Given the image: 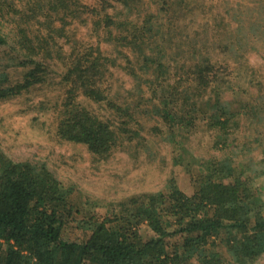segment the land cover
Returning <instances> with one entry per match:
<instances>
[{
	"label": "rangeland",
	"instance_id": "obj_1",
	"mask_svg": "<svg viewBox=\"0 0 264 264\" xmlns=\"http://www.w3.org/2000/svg\"><path fill=\"white\" fill-rule=\"evenodd\" d=\"M5 1L8 0H0V4ZM162 1L143 0L135 12L119 17L140 23L152 14L163 26L164 34L152 41L161 43L165 50L170 83L184 63L211 62L222 85L221 101L236 114L227 137L209 128L211 122L207 119L213 105H206L204 100L190 127L164 122L156 115L150 102L152 90L146 86L152 76L138 71L142 80H134L127 61H135L136 56L106 42L104 26L97 25V12L105 9L104 0H81L87 9L81 20L74 21L59 20L50 0H15L13 8L3 7L0 13V31L7 40L0 47V80L4 87L26 84L32 70L38 79L15 97L0 100V164L9 159L47 165L63 188L70 191L65 231L69 241L87 240L90 233L83 230L82 223L90 218L98 223L113 214L127 218L143 196L166 193L170 180L183 194L194 196L204 182V167L210 160L230 158L233 170L251 177L253 189L264 200V0H169L165 5ZM114 6L106 8L108 14L121 11L120 5ZM19 12H38V18L27 26L19 20ZM20 29L27 30L30 39L49 43L51 55L39 53L33 57L42 64L38 73L34 64H22L28 58L20 45ZM98 47L111 60L110 97L122 107L129 102L131 106L134 100L146 102L148 113L136 112V119L127 129L140 136L128 134L134 137L128 140V135L119 132L122 120L113 116L105 103L78 99L82 107L100 119L114 122L119 141L108 160H100L85 146L57 136L69 87L63 79L69 55ZM138 86H142V94ZM211 96L213 93H205L203 99ZM195 99L199 98L193 96L192 101ZM117 224L124 225V221ZM132 231L139 242L154 236L146 222L137 224ZM227 238V233L222 232L210 239L214 245L211 250L219 253L226 264H232ZM192 263L199 264L196 260ZM254 264H264V254Z\"/></svg>",
	"mask_w": 264,
	"mask_h": 264
},
{
	"label": "trees",
	"instance_id": "obj_2",
	"mask_svg": "<svg viewBox=\"0 0 264 264\" xmlns=\"http://www.w3.org/2000/svg\"><path fill=\"white\" fill-rule=\"evenodd\" d=\"M14 1L0 4V13L3 7L13 8ZM142 1L104 0L105 9L97 12V25L104 26L105 41L136 56L135 61H127L134 80L140 79L138 71L152 76L146 83L152 90V110L164 122L192 126L195 114L200 112L199 104L204 100L206 105H213L207 119L211 122L209 128L222 131L227 137L229 124L234 123L236 114L221 101L222 85L211 62L206 61L205 65L184 63L177 70L179 80L176 82V76L170 83L164 63L165 50L161 43L152 41L164 34L163 26L152 14L140 23L133 19L122 21L119 17L135 12ZM165 1L169 2L164 0L163 5ZM50 4L63 21L81 20L80 16L87 9L81 0H50ZM114 5H120L121 11L108 14L106 8H115ZM37 13L16 14L22 23L30 26L37 20ZM19 33L20 45L28 58L22 64H34L36 73L40 72L42 64L33 57L39 53L51 55L49 43L28 38L25 29H20ZM6 43L0 31V47ZM69 59L63 78L69 87L61 108L57 136L85 146L100 160H108L119 141L114 122L100 119L82 107L78 99L84 97L94 104L105 103L111 114L122 120L125 129L119 132L135 137L140 135L127 126L136 119L137 111L148 114L146 102L141 104L134 100L132 107L130 102L122 107L110 97L111 60L103 56L99 47L81 54L73 51ZM27 75L26 84L14 88L4 87L0 80V100L15 97L38 82L33 70ZM138 89L142 94V86ZM205 93H213V96L203 99ZM193 96L199 99L192 101ZM133 139L128 135V140ZM204 168V182L194 196H186L176 182L170 180L166 193L143 196L135 212L128 213L127 218L124 214L123 217L113 214L99 223L92 222L94 217L83 222V230L90 236L80 243L65 238L70 191L63 188L47 165L4 159L0 164V264H193V260L199 264H226L219 253L211 250L214 245L210 239L222 232L227 233L225 243L232 264H254L264 254L263 198L253 189L251 177L233 170L230 158L218 162L210 160ZM229 180L231 182L227 183ZM118 221H124V225H118ZM142 222L154 233L146 242L137 241V234L132 231Z\"/></svg>",
	"mask_w": 264,
	"mask_h": 264
}]
</instances>
